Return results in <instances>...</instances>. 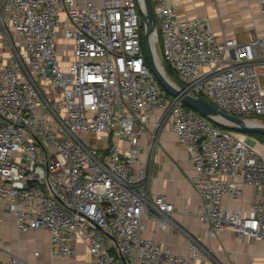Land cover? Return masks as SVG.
I'll list each match as a JSON object with an SVG mask.
<instances>
[{
    "label": "built area",
    "instance_id": "2783aa9c",
    "mask_svg": "<svg viewBox=\"0 0 264 264\" xmlns=\"http://www.w3.org/2000/svg\"><path fill=\"white\" fill-rule=\"evenodd\" d=\"M152 3L156 52L177 86L264 125V38L219 40L209 18ZM257 6L264 18V0ZM140 7L143 0H0V219L9 215L20 233L47 231L53 256L75 258L82 242L90 264H222L176 225L166 195L150 194L140 155L170 128L193 164L209 239L231 230L264 244V144L163 90L142 51ZM245 185L258 189L252 208L225 207ZM147 219L184 232L188 254L146 236ZM8 264L29 263L12 255Z\"/></svg>",
    "mask_w": 264,
    "mask_h": 264
},
{
    "label": "crops",
    "instance_id": "0c3cea01",
    "mask_svg": "<svg viewBox=\"0 0 264 264\" xmlns=\"http://www.w3.org/2000/svg\"><path fill=\"white\" fill-rule=\"evenodd\" d=\"M180 17L209 18L219 40L224 36L247 41L264 38V18L260 15L257 0H169ZM148 134L143 139L151 143L154 120L148 124ZM140 166L145 167L151 195H166L174 204L173 219L184 229L208 246L213 257L222 264H264V244L258 240L238 239L235 232L223 230L215 239H209L197 217L201 199L190 183L195 174L184 147L170 128L164 127L156 134L153 148L147 147L140 155ZM243 196L225 197L224 206L247 211L252 208L258 189L243 187ZM145 235L154 237L176 254H188V236L171 225L161 230L154 220H145ZM50 235L45 230L20 233L9 215L0 219V264H8L12 255H19L29 264H90L92 258L82 242H74L77 257L53 256L49 248Z\"/></svg>",
    "mask_w": 264,
    "mask_h": 264
},
{
    "label": "water",
    "instance_id": "95a60500",
    "mask_svg": "<svg viewBox=\"0 0 264 264\" xmlns=\"http://www.w3.org/2000/svg\"><path fill=\"white\" fill-rule=\"evenodd\" d=\"M143 18L144 39L146 46V58L150 70L156 80L170 96L179 98L186 106L210 118L215 124L223 128L244 134L264 135V125L253 120L228 114L203 97L193 96L180 89L177 84L166 74V71L156 52V17L152 0H143V7H140ZM154 42L152 44L151 38Z\"/></svg>",
    "mask_w": 264,
    "mask_h": 264
},
{
    "label": "trees",
    "instance_id": "16d2710c",
    "mask_svg": "<svg viewBox=\"0 0 264 264\" xmlns=\"http://www.w3.org/2000/svg\"><path fill=\"white\" fill-rule=\"evenodd\" d=\"M159 45H160V40H159ZM141 45H142V51H143V54H144V56H145V58H146V53H147V51H146V46H145V40H144V30L142 29V35H141ZM146 60H147V58H146ZM165 66V70L167 71V73L171 76V78H173L174 77V71L169 67V66H167L166 64L164 65ZM174 79V78H173ZM176 82H177V84H179V81L178 80H176V78L174 79ZM204 98V97H203ZM204 99H206V98H204ZM185 107L186 108H188V109H192V108H190V107H188V106H186L185 105ZM220 127H222V126H220ZM223 128V127H222ZM249 136H251V137H253V138H255V139H257L258 141H260L261 143H263L264 144V135H260V134H249Z\"/></svg>",
    "mask_w": 264,
    "mask_h": 264
},
{
    "label": "rangeland",
    "instance_id": "374dc122",
    "mask_svg": "<svg viewBox=\"0 0 264 264\" xmlns=\"http://www.w3.org/2000/svg\"><path fill=\"white\" fill-rule=\"evenodd\" d=\"M141 23H142V29L144 30V26H143V18H142V16H141ZM145 40V39H144ZM155 46H156V49H158V47H159V43L158 42H155ZM174 75V79L176 78V80H178V77H177V75L174 73L173 74ZM173 78H171L173 81H174V79ZM262 81L264 82V79L262 78Z\"/></svg>",
    "mask_w": 264,
    "mask_h": 264
},
{
    "label": "bare ground",
    "instance_id": "6f19581e",
    "mask_svg": "<svg viewBox=\"0 0 264 264\" xmlns=\"http://www.w3.org/2000/svg\"><path fill=\"white\" fill-rule=\"evenodd\" d=\"M153 38H154V37L151 38L152 44H153V42H154ZM253 122H255V121H253Z\"/></svg>",
    "mask_w": 264,
    "mask_h": 264
}]
</instances>
